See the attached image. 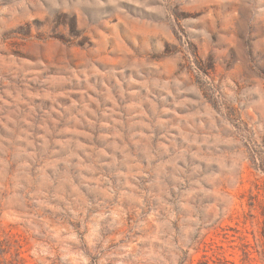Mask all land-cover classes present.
Instances as JSON below:
<instances>
[{
    "label": "rangeland",
    "instance_id": "obj_1",
    "mask_svg": "<svg viewBox=\"0 0 264 264\" xmlns=\"http://www.w3.org/2000/svg\"><path fill=\"white\" fill-rule=\"evenodd\" d=\"M0 264H264V0H0Z\"/></svg>",
    "mask_w": 264,
    "mask_h": 264
}]
</instances>
